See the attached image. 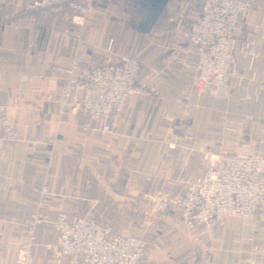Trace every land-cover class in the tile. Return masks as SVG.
Instances as JSON below:
<instances>
[{"label":"crops","instance_id":"obj_1","mask_svg":"<svg viewBox=\"0 0 264 264\" xmlns=\"http://www.w3.org/2000/svg\"><path fill=\"white\" fill-rule=\"evenodd\" d=\"M27 1L0 0V17ZM177 1L102 0L83 19L66 10L46 23L0 26V106L19 133L0 151V264H15L43 189L49 223L65 212L130 233L145 242L142 264H264L263 213L203 237L185 231L177 212L147 202L175 194L176 179L199 177L207 154L243 148L264 156V0H246L236 34L238 44L256 45V56L240 64L238 85L229 83L234 109L212 93L190 92L196 57L175 30ZM192 1L186 25L200 11L202 0ZM74 56L88 67L120 57L139 64L136 88L151 96L125 105L110 139L80 132L97 124L51 102ZM36 235L28 264H54L57 233L46 224Z\"/></svg>","mask_w":264,"mask_h":264},{"label":"built area","instance_id":"obj_2","mask_svg":"<svg viewBox=\"0 0 264 264\" xmlns=\"http://www.w3.org/2000/svg\"><path fill=\"white\" fill-rule=\"evenodd\" d=\"M102 0H28L20 10H12L0 17V26H18L23 19L30 23H46L51 16L71 11L79 19L85 18ZM193 6L192 0L175 3V30L195 54V75L190 92L197 98L206 93L225 99L230 109L229 83L237 86L239 68L244 61L256 56L255 44H238L236 34L250 8L246 0H202L198 16L186 25ZM110 54V49H106ZM187 66V65H186ZM189 67V66H187ZM138 62L120 57L116 62L88 67L74 56L62 74L64 87L51 102L63 109L80 114L96 123L95 128L77 126L82 133L97 132L110 139L115 134L125 105L135 96L150 97L146 88H136ZM25 96L17 95L18 102ZM61 125L70 126L68 121ZM19 139L15 120L0 106V151L7 143ZM199 177L186 175L172 182L176 193L168 197L150 196L147 202L158 209L179 214L185 231H198L209 237L226 223L243 225L264 214V156L239 149L232 155H205ZM183 168V166H182ZM181 168V169H182ZM47 190L41 191L25 232V239L16 247L15 264H28L37 243L36 229L51 224L57 233L56 243L50 247L54 264L78 261L82 264H142L145 242L125 231L112 233L109 226L94 220L78 218L59 212L49 223L43 215Z\"/></svg>","mask_w":264,"mask_h":264},{"label":"rangeland","instance_id":"obj_3","mask_svg":"<svg viewBox=\"0 0 264 264\" xmlns=\"http://www.w3.org/2000/svg\"><path fill=\"white\" fill-rule=\"evenodd\" d=\"M145 224V223H144ZM148 226L145 224L144 226L141 227L142 230H145ZM130 234V233H129Z\"/></svg>","mask_w":264,"mask_h":264}]
</instances>
